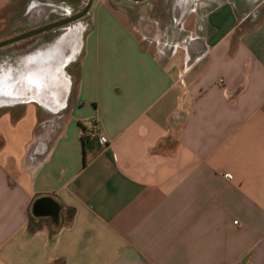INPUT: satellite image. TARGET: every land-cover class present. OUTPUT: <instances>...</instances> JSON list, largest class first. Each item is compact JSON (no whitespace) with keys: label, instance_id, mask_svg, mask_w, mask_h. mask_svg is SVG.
<instances>
[{"label":"crops","instance_id":"1","mask_svg":"<svg viewBox=\"0 0 264 264\" xmlns=\"http://www.w3.org/2000/svg\"><path fill=\"white\" fill-rule=\"evenodd\" d=\"M84 1L0 0V42ZM75 27L0 53V264H264V0H95Z\"/></svg>","mask_w":264,"mask_h":264},{"label":"water","instance_id":"2","mask_svg":"<svg viewBox=\"0 0 264 264\" xmlns=\"http://www.w3.org/2000/svg\"><path fill=\"white\" fill-rule=\"evenodd\" d=\"M94 1L95 0H87L86 3H85V7L77 15L70 16V17H68L66 19H62V20H60L58 22H55V23H52V24H49V25H45V26L40 27V28L33 29V30L28 31L26 33L17 35L15 37H12L10 39H7L5 41L0 42V50L1 49H4V48H7V47H10V46H13L15 44L24 42L26 40H29V39L34 38V37H37L39 35L45 34L47 32L60 29V28H66V27H68V28L72 29L73 27L76 26L75 27V29H76L77 27H79V24L81 23V20H83L89 14V12L91 10V7H92V5L94 3ZM127 1L138 3V2L145 1V0H127ZM79 29H80V27H79ZM45 62L47 63V61H45ZM68 62H69V60H66V59L65 60H62L61 62L58 61V64H60V65H58V67L56 68V70H58V72L62 73L64 71V69L66 68L67 64H69ZM52 63L54 64L55 61L52 62ZM40 68L42 69L41 72H39L40 75H41L40 76V81L43 82V80L45 81V79H47L46 78V72L45 71H46V69L48 67H46L45 65H43ZM60 85L62 86V84H60ZM27 86H28V84H27ZM50 86L51 85L49 83L43 82V83L39 84L37 88L39 90V93L41 92L40 94L42 95V94H44L46 92L45 90H47V88H50ZM54 87H56V85H54ZM9 88H12L10 90L15 91V88L16 87L9 85ZM44 212L45 211L41 210L39 214H44Z\"/></svg>","mask_w":264,"mask_h":264},{"label":"rangeland","instance_id":"3","mask_svg":"<svg viewBox=\"0 0 264 264\" xmlns=\"http://www.w3.org/2000/svg\"><path fill=\"white\" fill-rule=\"evenodd\" d=\"M187 1H189V2H191L192 0H187ZM208 1V0H207ZM85 2H86V0L84 1V3H81V4H74V3H70L69 5L70 6H68V5H62V7L63 8H65V9H68L69 11H72V14L73 13H76L77 11H80L81 9H82V7H84L85 6ZM206 3V5L207 6H205V7H210V6H212V3H210V4H208V2H205ZM24 6H26V5H24ZM40 9H43V10H41V12L44 14V13H46V11H48L47 9H50V8H47V7H45V6H41V8ZM56 10L58 11V10H60L59 8H57L56 7ZM62 11V10H61ZM42 22H44V21H42ZM41 22V23H42ZM41 23H39L38 25H40ZM38 25H36L37 27H38ZM36 27L34 26V27H31L30 29H35ZM52 34H50V36L52 35V38H53V36L54 35H56V34H54L53 32H51ZM49 36V35H48ZM14 37V36H13ZM10 38H12V37H10ZM42 38V36L41 37H39V38H34V39H30V40H27L26 42L24 41V42H21V46H25V45H29V44H31L34 40H37V39H41ZM20 45V44H19ZM20 46V47H21ZM15 47H18L17 46V44L15 45ZM7 48H4V49H1L0 50V53H3V51L4 50H6ZM74 76V80L72 79V82H73V90L74 89H76V86H77V77H76V75H73ZM8 86V85H7ZM61 87V85L60 84H56V89H57V91H59V88ZM1 88V87H0ZM6 90L7 89H9V88H5ZM5 89H2V90H5Z\"/></svg>","mask_w":264,"mask_h":264},{"label":"built area","instance_id":"4","mask_svg":"<svg viewBox=\"0 0 264 264\" xmlns=\"http://www.w3.org/2000/svg\"><path fill=\"white\" fill-rule=\"evenodd\" d=\"M84 130H85V137L88 139H94L98 140L101 145H106L108 143V140L106 137L99 135V129L95 122L93 121H87L84 124ZM231 176L229 174L226 175V178H230Z\"/></svg>","mask_w":264,"mask_h":264},{"label":"flooded vegetation","instance_id":"5","mask_svg":"<svg viewBox=\"0 0 264 264\" xmlns=\"http://www.w3.org/2000/svg\"><path fill=\"white\" fill-rule=\"evenodd\" d=\"M85 7V6H84ZM84 7H82V9L84 8ZM82 9L80 10V11H77L76 13H71V15H69V16H66V17H64V18H58V19H56V20H51L50 22H48V23H45V24H43V25H40V26H38V27H36V28H40V27H43V26H45V25H49V24H52V23H55V22H58V21H60V20H62V19H66V18H68V17H70V16H74V15H77L78 13H80L81 11H82ZM55 13H59V12H55ZM35 28V29H36ZM31 30H33V29H31ZM31 30H27V31H25L24 33H26V32H28V31H31ZM51 32V31H50ZM48 33V32H47ZM34 38H36V37H34ZM34 38H31V39H34ZM30 40V39H29ZM27 41V40H26Z\"/></svg>","mask_w":264,"mask_h":264},{"label":"bare ground","instance_id":"6","mask_svg":"<svg viewBox=\"0 0 264 264\" xmlns=\"http://www.w3.org/2000/svg\"><path fill=\"white\" fill-rule=\"evenodd\" d=\"M33 8H34V7H33ZM80 29H81V28H80ZM79 31H81V30H79ZM79 31H78V32H79ZM70 32H71V31H70ZM73 32H74V30H73ZM74 47H75V46H74ZM63 48H64V47H63ZM66 48H67V47H66ZM60 88H61V87H60ZM1 89H2V88H1ZM1 89H0V90H1ZM63 91H64V90H63Z\"/></svg>","mask_w":264,"mask_h":264}]
</instances>
